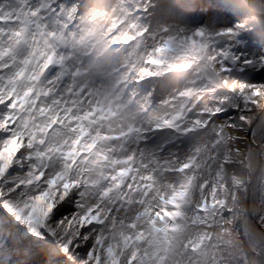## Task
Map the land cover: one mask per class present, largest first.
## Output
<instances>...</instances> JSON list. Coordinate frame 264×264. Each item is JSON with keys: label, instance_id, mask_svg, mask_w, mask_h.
I'll use <instances>...</instances> for the list:
<instances>
[{"label": "snow or ice", "instance_id": "obj_1", "mask_svg": "<svg viewBox=\"0 0 264 264\" xmlns=\"http://www.w3.org/2000/svg\"><path fill=\"white\" fill-rule=\"evenodd\" d=\"M104 9L90 7L78 32L59 37L73 53L64 73L56 33L47 45L37 39L52 6L0 0V179L13 163L27 168L0 197L31 234L0 227V264H184L212 239L190 230L228 203L226 161L213 163L211 153L161 160L144 145L153 132L208 127L183 103L201 86L227 89L236 108L264 107V84L231 79L251 66L264 80V0H116ZM123 47L132 48L127 64L108 73L104 58ZM253 51L257 60L237 55ZM162 76L191 86L163 101L170 109L153 126H138L129 80ZM140 104L147 112L148 99ZM65 200H77L78 211L50 222Z\"/></svg>", "mask_w": 264, "mask_h": 264}, {"label": "rangeland", "instance_id": "obj_2", "mask_svg": "<svg viewBox=\"0 0 264 264\" xmlns=\"http://www.w3.org/2000/svg\"><path fill=\"white\" fill-rule=\"evenodd\" d=\"M38 2L45 5L50 4L52 11L46 12V15L41 17L43 24L37 39L47 45L48 40L51 39V34L56 33L59 44L57 51L60 52V55L65 56L62 71L66 73L71 68L73 53L70 44L67 46L68 52L63 51L65 44L59 40V37L64 32H68L69 35L78 32L80 28L78 21L87 14L90 7L101 3L105 6L104 10H109L116 3V0H38ZM127 2H133V0H127ZM135 2L140 3V0H135ZM69 12L72 13L71 18H69ZM73 21H77V23H73ZM44 32H48V39H44ZM152 44V38L141 41L140 50L146 51ZM130 52H132L130 47L116 50L110 57L104 58L103 67L108 73H114L127 64ZM237 55L241 59H258L254 51L237 53ZM81 59H83L82 55ZM81 59H76L75 63L79 65ZM84 62L89 63L87 60ZM255 75H257V72L251 66L245 68L244 71L234 68L231 79L239 81L241 84H264V80H254ZM102 82L105 84L110 83L107 78ZM189 86L191 85L188 79L173 83L163 76L145 77L139 83H136L135 80H129L128 94L134 96L136 102L134 106L129 107L128 115L131 117L132 122L138 126L151 127L170 109V106H166L163 101L168 100L176 88ZM145 99H148L150 105L147 112L141 111L142 105L140 102ZM183 103L188 106L186 115L194 112L190 119H202L208 124V127L188 134H176L172 131L153 132L149 135L144 147L149 153H155L161 160H168L172 157L183 160L199 154H214L213 163L217 160L227 162L226 167L223 169V175L229 185L228 190L220 194L222 198H227V205L218 207L212 215L208 216L209 223L206 227H197L189 232L192 239L205 235L211 236V243L205 240L204 248L195 254V258L191 255L188 256L184 260V264H188V261H191V264H264V261L257 256L258 252L255 251L259 248L258 244L261 241L259 233L264 236V132L258 152V173L255 175L259 178V181L254 187L255 192L253 195L250 193L252 185L246 169L242 171L239 169L241 164L238 158H240L242 152H240L237 143L238 136H242L243 129H250L255 125L258 117L263 113L264 107L245 108L241 106L236 108L235 98L227 89L219 85L212 88L201 86L198 93L193 94L190 99L183 101ZM4 135L0 133V140L4 138ZM26 172V167L20 166L19 163H13L5 176L0 179V188L6 190L9 185L22 179ZM175 179L178 181L180 177ZM248 192L249 210L251 206L252 208L254 206L253 201L261 206L259 207L260 212L258 211L259 213L254 217H249L247 214ZM77 203V200H71V202L65 200L63 204L52 210L49 221L59 222L66 218L71 219L72 215L78 211ZM61 208L70 209L71 211H63L60 215H57ZM186 210L189 214L193 212L190 208ZM246 222L250 223L253 229L248 235L249 242H247L243 233ZM5 225L11 226L12 229H19L21 234L31 235L27 226L17 221L15 216L7 211L5 198L0 197V227ZM8 231L9 229H5V234H8ZM4 259L9 260L11 257L5 256Z\"/></svg>", "mask_w": 264, "mask_h": 264}, {"label": "bare ground", "instance_id": "obj_3", "mask_svg": "<svg viewBox=\"0 0 264 264\" xmlns=\"http://www.w3.org/2000/svg\"><path fill=\"white\" fill-rule=\"evenodd\" d=\"M263 132H264V110H263V113L258 117V120L256 121L255 125L252 126L250 129L249 128L243 129V131L241 132L242 136L241 135L238 136L239 140L237 143L239 144L240 152H242V154L239 156L241 159L238 158L241 164L239 169H241V171L246 169L249 181L251 182V185H252L250 189V193L252 195L255 192L254 187L256 186V183L259 181V178L255 177L254 173H255L256 166L258 165V157H259L258 152L260 149V141H261ZM253 203H254V206L253 208L251 206V209H250L251 217H254V215L259 213L261 210L259 208L261 207L259 204H255V201H253ZM251 230H253L251 224L246 222L243 228V233L245 235V239L247 240V242H249L248 240H250L248 235ZM259 237L261 238V241H259V244H258L260 249L258 248L255 251L258 252L257 256L262 261H264V236H262L259 233Z\"/></svg>", "mask_w": 264, "mask_h": 264}, {"label": "water", "instance_id": "obj_4", "mask_svg": "<svg viewBox=\"0 0 264 264\" xmlns=\"http://www.w3.org/2000/svg\"><path fill=\"white\" fill-rule=\"evenodd\" d=\"M258 167H259V163H258V165H257V167H256V169H255V173H254V175H257V173H258ZM248 199H249V192H248L247 201H246V209H247V214H248V216L251 217V215H250V210H249V205H248ZM253 221H254V220H253Z\"/></svg>", "mask_w": 264, "mask_h": 264}]
</instances>
